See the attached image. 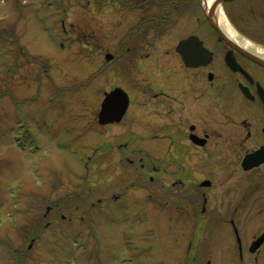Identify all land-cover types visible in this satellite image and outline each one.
I'll use <instances>...</instances> for the list:
<instances>
[{
	"label": "rangeland",
	"instance_id": "374dc122",
	"mask_svg": "<svg viewBox=\"0 0 264 264\" xmlns=\"http://www.w3.org/2000/svg\"><path fill=\"white\" fill-rule=\"evenodd\" d=\"M206 1L199 3L196 17L175 9L168 25L153 26L144 37L149 46L130 42L126 50L123 42L141 12L127 11L125 4L119 9L99 0H0V36L7 38H0V264L188 263L185 253L194 229L177 195L150 200L153 188L144 177L132 178L117 152L134 134L138 140L133 147L156 155V163H149L160 169L153 173L157 184L169 188L179 177V164L166 163L165 143L148 140V104L140 109L134 104L118 125L104 128L97 118L104 92L116 86L133 99L147 97L142 86L147 78L163 76L168 46L196 23L209 29ZM162 4L146 2L138 8L148 5L152 16ZM236 19L240 21L238 14ZM121 48V56L134 50L126 62L129 67H121L118 57L106 68V54L117 57ZM161 117L155 119L162 126ZM16 137L26 142L25 148ZM35 144L39 149L32 148ZM187 166L198 168L192 169L188 186L212 179L210 164ZM124 185L129 186L125 201L76 209L90 203L87 196L97 203L107 189ZM203 190L210 208L214 189ZM52 204H62L64 211L45 218L54 226L41 228L31 251L21 255L30 235L37 233L45 206Z\"/></svg>",
	"mask_w": 264,
	"mask_h": 264
},
{
	"label": "flooded vegetation",
	"instance_id": "af4514ba",
	"mask_svg": "<svg viewBox=\"0 0 264 264\" xmlns=\"http://www.w3.org/2000/svg\"><path fill=\"white\" fill-rule=\"evenodd\" d=\"M99 1L118 4L119 9L125 4L127 11L135 8L141 12L133 33L145 35L150 31L149 14L153 10L150 12L146 5L147 9L140 11L138 6L160 2L131 0V6L129 0ZM162 1L167 3L164 17L168 24L170 3L185 11L186 17H196L201 3ZM226 14L254 48L228 44L210 25L204 29L196 23L194 28H185V35L168 46L163 76L147 78L142 86L147 97L134 99L137 109L143 104L149 106L148 124L144 125L152 132L148 140L165 143L166 163L179 164L181 168L171 187H153L150 200L156 202L177 195L178 206L194 229L185 253L187 264H264V162L248 170L244 166L247 157L264 147V0H243L238 7L233 3L226 7ZM237 14L241 22L237 21ZM190 36L198 37L211 53L206 64L187 66L177 51L178 43ZM141 42L148 45L143 38ZM199 54L196 50L192 56ZM136 89L140 93L139 83ZM160 115L164 119L162 126L155 119ZM137 140L138 136L132 134L119 145L120 161L129 167L132 178L137 176L140 162L141 169H151L149 180L154 182L153 173L160 169L149 161L153 162L156 155L133 147L131 143ZM202 161L212 168V179H205L214 189L210 208L203 190L209 187L202 185L204 180L192 186L186 184L187 179H192V169H198L187 164ZM218 180L222 181L217 183ZM124 188L107 189L98 202L103 205L126 199L129 191ZM54 207L50 205L46 210L51 212ZM226 232L227 239L218 235ZM203 233L206 235L202 236Z\"/></svg>",
	"mask_w": 264,
	"mask_h": 264
},
{
	"label": "water",
	"instance_id": "95a60500",
	"mask_svg": "<svg viewBox=\"0 0 264 264\" xmlns=\"http://www.w3.org/2000/svg\"><path fill=\"white\" fill-rule=\"evenodd\" d=\"M226 1H230V0H216L211 7L212 9L210 13H207V17L209 19L211 26L219 32L222 38H224L228 43L232 44L234 42L230 38H228V36H226V34L221 30L217 16L218 9ZM193 43H194L193 38H189L188 40H184L180 42L178 50L183 55L184 60L188 65H192V66L199 64H206L208 60L203 61V63H201L200 60L196 62L194 59L191 58L192 57L191 51H195L194 50L195 47H192ZM197 44L199 45V48L202 47V43L200 41ZM112 57L113 56L111 54L107 55L108 60L112 59ZM129 104H130L129 96L123 89L116 88L113 91L107 93L102 103L101 111L99 112V123L102 125H106L109 123L120 122L124 117V115L126 114ZM263 156H264V148L258 151L257 153H255L254 155L250 156L245 163H248L250 160V162H254L253 165L251 166L258 165L262 162L260 160L263 158ZM205 184L209 185L208 182Z\"/></svg>",
	"mask_w": 264,
	"mask_h": 264
},
{
	"label": "bare ground",
	"instance_id": "6f19581e",
	"mask_svg": "<svg viewBox=\"0 0 264 264\" xmlns=\"http://www.w3.org/2000/svg\"><path fill=\"white\" fill-rule=\"evenodd\" d=\"M216 0H207L205 2V7L206 9H208L209 7H211L213 5V3ZM212 8L209 9V13L211 11ZM220 25L222 27V29L226 32V34L232 38V40H234L236 43L241 44L243 46H245L246 48H254L253 44L251 43L250 40H248L246 37H244L243 35H241L240 33H238L228 22L227 18L225 17V15L223 14V12L220 13ZM196 43L194 42L192 47H195ZM192 53V51H191Z\"/></svg>",
	"mask_w": 264,
	"mask_h": 264
},
{
	"label": "trees",
	"instance_id": "16d2710c",
	"mask_svg": "<svg viewBox=\"0 0 264 264\" xmlns=\"http://www.w3.org/2000/svg\"><path fill=\"white\" fill-rule=\"evenodd\" d=\"M12 35V34H11ZM40 222V221H39ZM36 232L38 233V227L36 228Z\"/></svg>",
	"mask_w": 264,
	"mask_h": 264
}]
</instances>
